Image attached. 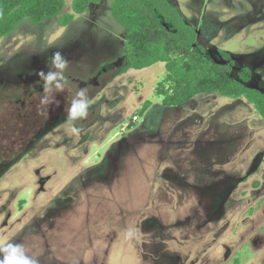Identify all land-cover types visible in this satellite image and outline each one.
<instances>
[{
	"label": "rangeland",
	"instance_id": "1",
	"mask_svg": "<svg viewBox=\"0 0 264 264\" xmlns=\"http://www.w3.org/2000/svg\"><path fill=\"white\" fill-rule=\"evenodd\" d=\"M170 1L205 48L228 53L234 75L249 68L264 93V0ZM111 2L67 26L59 17L73 14L72 0L57 18H24L0 38V91L29 90L54 52L65 73L119 56L125 29ZM173 87L162 63L114 74L92 101L100 117L85 124L41 126L44 95L26 115L3 107L0 246L21 243L39 264H264V121L243 97L165 106ZM54 96L49 105L66 99Z\"/></svg>",
	"mask_w": 264,
	"mask_h": 264
},
{
	"label": "trees",
	"instance_id": "2",
	"mask_svg": "<svg viewBox=\"0 0 264 264\" xmlns=\"http://www.w3.org/2000/svg\"><path fill=\"white\" fill-rule=\"evenodd\" d=\"M99 2L72 0L73 14L60 16L59 24L67 26L74 14H84L89 6ZM64 7L65 0H0V38L11 34L24 18L39 24L57 18ZM110 12L125 29L126 65L119 74L163 63L167 79L174 83L171 94L163 93L165 106H180L200 94L243 97L264 121V93L250 86V71L244 69L234 75L231 64L212 61L198 42L196 30L170 0H112ZM218 52L223 59H230L227 53ZM148 107L146 103L143 111Z\"/></svg>",
	"mask_w": 264,
	"mask_h": 264
},
{
	"label": "flooded vegetation",
	"instance_id": "3",
	"mask_svg": "<svg viewBox=\"0 0 264 264\" xmlns=\"http://www.w3.org/2000/svg\"><path fill=\"white\" fill-rule=\"evenodd\" d=\"M206 55L208 56L207 51H206ZM224 60L226 61L225 65L227 64L232 65L233 74H234V63L233 61H231V56H230V59H224ZM125 65H126V56L123 53V49H122V53L119 56H117L114 59H109V60L101 62L98 67L92 68L90 72L70 71L68 73H65L69 81V86L65 89V91H63V97L65 95L66 99H62L61 102L56 103V105H53V104L48 105L46 108H44L42 112L40 111L39 114H36L37 116L42 118L41 126L45 127V124L47 123L53 124V122H57V121H59L60 123H65V122L72 123L74 125L75 122L67 121V111L66 113L61 114V112L57 111V109L58 108L60 109V106H62V108L68 109L72 97L80 89H86L89 98L91 99V101H93L95 99L94 97L99 95V93H101V91H103V89L106 88L108 79L112 77L114 74H119V72L124 68ZM244 69L249 70L251 73V81H250V85H251L253 73L247 67H244L240 71ZM240 71H238L237 73H239ZM15 91L16 92H13L12 94L7 93V91H0V110L3 107L9 106L11 108L12 107L18 108L20 111L26 112L28 106L30 107L29 103L31 99H35V97L39 98L40 95H45L43 91V80L40 77H38V80L36 81V83L31 88H29V90L23 91L22 89L19 88ZM94 106L97 107L99 105H92L91 103L90 108L92 109L94 108ZM90 108H89V113L94 114L92 115L91 118H95L97 120L100 117V114L98 115V113L100 112L99 107H98V111L94 110L95 112L91 111ZM28 112L24 114L26 115L28 114ZM45 113H47V115H45ZM95 113H97V115H95ZM89 118L90 116L88 115L86 119L80 120L79 122L82 124H85ZM39 130L40 129L37 128L35 131L31 133L32 136H31L30 143H29L30 148L34 146L33 144L36 143V140H38V138H40V135L43 133V132H40ZM46 132H44V134Z\"/></svg>",
	"mask_w": 264,
	"mask_h": 264
},
{
	"label": "clouds",
	"instance_id": "4",
	"mask_svg": "<svg viewBox=\"0 0 264 264\" xmlns=\"http://www.w3.org/2000/svg\"><path fill=\"white\" fill-rule=\"evenodd\" d=\"M68 67L69 62L62 54L54 52L51 57L50 70L38 73V76L43 80V91L45 93L40 101L42 105L52 103L55 99L54 94L65 91L69 86V81L65 75ZM91 103L92 101L86 89L78 90L72 97L67 109V121L76 122L86 119L89 115ZM72 131L78 132L79 129L73 126ZM0 264H39V261L28 255L23 244L9 242L0 246Z\"/></svg>",
	"mask_w": 264,
	"mask_h": 264
},
{
	"label": "water",
	"instance_id": "5",
	"mask_svg": "<svg viewBox=\"0 0 264 264\" xmlns=\"http://www.w3.org/2000/svg\"><path fill=\"white\" fill-rule=\"evenodd\" d=\"M209 58L217 64L225 65L226 61L221 57L218 51H210ZM251 86V85H250ZM252 87V86H251ZM254 88V87H253Z\"/></svg>",
	"mask_w": 264,
	"mask_h": 264
},
{
	"label": "crops",
	"instance_id": "6",
	"mask_svg": "<svg viewBox=\"0 0 264 264\" xmlns=\"http://www.w3.org/2000/svg\"><path fill=\"white\" fill-rule=\"evenodd\" d=\"M185 20V19H184ZM186 21V20H185ZM189 25H191L194 29L196 28V26L194 25V23H192V22H189V21H186ZM196 31H197V40H198V42H199V30H197V29H195ZM200 43V42H199ZM201 44V43H200ZM202 45V44H201ZM206 49V51H207V53H208V56H209V52L211 51V50H209L208 48H205ZM157 64H159V63H157ZM163 64V63H162ZM156 65V64H155ZM154 66V65H153ZM153 66H151V67H153ZM151 67H149V68H151ZM147 69V68H146ZM142 70H144V69H142ZM196 97H198V96H196ZM195 98V97H194ZM163 101V100H162ZM180 106H182V105H180ZM176 107H179V106H176Z\"/></svg>",
	"mask_w": 264,
	"mask_h": 264
},
{
	"label": "built area",
	"instance_id": "7",
	"mask_svg": "<svg viewBox=\"0 0 264 264\" xmlns=\"http://www.w3.org/2000/svg\"><path fill=\"white\" fill-rule=\"evenodd\" d=\"M132 120L133 122H136L138 120L137 116H134Z\"/></svg>",
	"mask_w": 264,
	"mask_h": 264
}]
</instances>
